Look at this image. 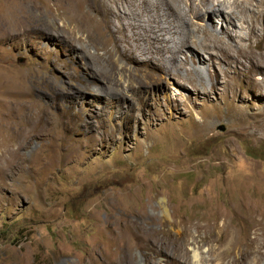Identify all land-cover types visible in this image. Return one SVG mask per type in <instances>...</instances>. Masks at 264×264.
<instances>
[{
    "label": "rangeland",
    "instance_id": "rangeland-1",
    "mask_svg": "<svg viewBox=\"0 0 264 264\" xmlns=\"http://www.w3.org/2000/svg\"><path fill=\"white\" fill-rule=\"evenodd\" d=\"M15 1L0 0V13ZM21 2L32 21L6 27L0 39V264H178L171 260L179 230L187 231L189 249L193 240H214L199 241L211 264L222 225L238 227L240 240L257 237L252 218H264L263 70L244 58L221 65L226 82L207 97L191 93L188 82L182 89L172 72L125 65L115 52L110 64L106 25L86 0H72L94 38L86 48L101 60L84 66L61 37L51 38L56 29L31 27L51 26L54 17L62 24L54 0ZM180 7L187 9L184 0ZM212 19L222 32L223 17ZM63 20L68 33L72 22ZM197 22L190 17L193 28ZM188 29L167 36L179 41ZM83 39L86 45L87 34ZM257 42L252 38L253 47ZM183 57L167 64L185 74L195 63L180 65ZM204 60L197 66L210 88L217 65ZM82 78L108 81L126 95L115 98L109 88L94 100L99 95ZM224 104L232 117L221 115ZM254 245L264 260V244ZM251 246L241 242L225 264H256L257 254L246 252ZM185 260L192 264L190 254Z\"/></svg>",
    "mask_w": 264,
    "mask_h": 264
},
{
    "label": "bare ground",
    "instance_id": "bare-ground-1",
    "mask_svg": "<svg viewBox=\"0 0 264 264\" xmlns=\"http://www.w3.org/2000/svg\"><path fill=\"white\" fill-rule=\"evenodd\" d=\"M181 1L110 0L109 2L108 0H94L90 2L86 0V4L96 10L100 15V19L97 21L104 23L110 32V41L107 43V46L109 44L111 46L110 50L107 49V52L110 53V64L115 52L119 55L118 58L121 57L125 60L122 59L125 65L127 63L135 64L137 69L148 66L153 71H158L165 75L172 72L182 79L179 83L182 89L188 91V89L184 88L185 82H188L193 90L191 93L207 97L212 93L211 91L214 92L218 88L219 84L226 82L224 76L228 69L221 65H227L230 68L232 62L238 63L241 61L240 59L244 58V60L251 63L255 70L264 71V0H233L232 3L229 2L228 4L224 0H184L187 6L186 10L180 7ZM15 2L17 4L16 7L5 4L4 11L0 13V39L7 36L6 27H16L18 24H29L32 21V14L28 9L24 8L21 0H16ZM175 2L178 3L176 6ZM53 9L54 14L62 21L61 25L57 23L54 17L50 22L51 26H43L42 28L31 22L33 23L31 27L43 29L47 32H50L51 29H56L54 33L51 32V38L61 37L69 48L70 53L81 57L84 66L100 63L101 60L94 58L86 48L90 42L94 41L89 24L88 27L84 22L86 15L76 11L72 5V0H54ZM76 14L77 19H75ZM213 16L223 17L225 25L222 32L214 29ZM190 17L197 18L199 21L194 23V28L191 26ZM65 18H70L72 22L68 33L64 31L66 24L63 19ZM229 24L233 27L237 25L239 29H230L228 27ZM93 25L95 26V24ZM189 27L191 29H188L185 37L179 39V41L172 40L171 37L167 36L181 35L183 30ZM86 34L89 41L87 40L86 45H84L82 41L85 40L83 38ZM252 38L258 39L255 47L251 44ZM170 41H172L171 44H169ZM183 48L187 49L189 57ZM179 54L184 55L180 60V65L185 66L189 58L195 63L191 64L190 67L184 68L185 74L179 71L178 66L172 70L167 64L179 57ZM204 59L211 60L213 67L217 65L214 68V79L213 75H210L208 79L210 88L207 87L206 79L199 73L200 69L197 66L198 63L204 64ZM116 61L117 63L119 62L118 59ZM98 73H93L92 77H98ZM130 76H132V73ZM250 76L247 79L249 83L250 80H253ZM81 82L85 87L89 88V92L99 95L92 96L94 100L103 99V95L107 94V89L109 88L112 89L111 94L115 98L126 95L123 88L111 87L108 81H104L102 84H95L91 79L82 78ZM254 83L255 85L259 84L257 81ZM128 86V89L134 88L131 79H129ZM217 107L222 111L221 115L226 118L232 117L233 114L231 115L229 112L230 107L226 104ZM224 107L226 111L223 109ZM158 206L162 211L161 213L166 215L168 209L165 201L158 202ZM197 216L200 218L204 217L201 212ZM235 217L237 216H232L233 219ZM224 219L228 220V217L225 216ZM252 220L255 225L253 233L257 235V237L253 238L244 237L240 240V232H237L238 227L229 229L227 225H222L223 239L220 240L221 229L219 228L217 232L218 240H216L218 246L217 249L215 248L214 254H212L211 264H225L224 259L236 249H240L241 242H244V245L251 246L259 240L261 244H264V232L261 233L255 230L264 226V218H252ZM169 225L176 226L177 224L170 222ZM187 234L185 230L177 231L174 243H176L175 245L178 248L171 262L185 263L186 256L190 254L192 264H205L199 241L205 242L209 240L214 242V240L210 236L201 238L199 241L193 240L189 249L185 245ZM227 240L230 242L225 243ZM147 243V245L151 244ZM252 251L257 254L256 264H264L260 248L251 246V248L246 250V252ZM228 264L239 263L234 258ZM244 264L252 263L244 262Z\"/></svg>",
    "mask_w": 264,
    "mask_h": 264
}]
</instances>
